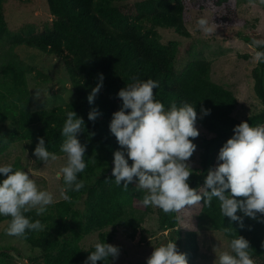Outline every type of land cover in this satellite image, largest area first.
<instances>
[{
  "label": "trees",
  "instance_id": "16d2710c",
  "mask_svg": "<svg viewBox=\"0 0 264 264\" xmlns=\"http://www.w3.org/2000/svg\"><path fill=\"white\" fill-rule=\"evenodd\" d=\"M189 1L47 0L54 20L45 24L40 34L34 25L11 33L0 1V42L10 44V57L0 82V154L14 144L26 143L33 155L39 139L44 138L48 150L59 157L64 155L60 147L66 113L73 110L85 122L78 134L81 144L86 146L87 167L78 175L84 187L79 192L69 191V201L51 204L42 216H37L36 210L25 213L32 222L40 220L44 226L42 231H29L19 237L40 253L29 258L16 253L27 264H85L89 252L94 250V246H83L87 238L97 235L98 242L113 245L116 233L109 229L123 225L133 228L134 239L144 217L153 214L159 217L160 230L176 234L172 241L180 252L187 254L189 264L195 263L200 253V217L223 233L229 243L238 235L246 238L254 264H264V214H258L255 219L244 217L242 224L233 222L221 214L216 198L210 206L202 199L197 205L165 214L159 208L142 204L145 193L138 191L135 183L129 184L125 191L109 174L114 152L121 150L109 127L113 113L122 107L118 93L136 80L157 81L160 87L153 91L158 93L156 98L166 109L172 103L181 106L187 102L196 106V127L200 134L194 141L201 154L200 166L190 170L188 183L192 188L204 185L208 170L216 166L219 151L234 134L236 125L244 121L250 126L264 124V63H257L253 70L254 91L262 109L244 120L234 116L239 106L236 93L213 81L212 62L201 57L188 62L182 72H176L180 43L165 44L160 32L173 28L179 36L189 37L185 20ZM197 1L201 18L209 13L214 27H234L241 21L236 1L234 4L233 0ZM240 35L238 37L249 46L254 39H264L257 34ZM17 47L36 49L61 60L76 99L61 107L33 111L28 75L36 71L39 84H47L50 79L41 70L25 67L17 56ZM101 74L103 86L90 104L88 97L100 82ZM201 109L210 114L204 115ZM93 110L99 112L94 121L88 119ZM13 168L21 170L18 164ZM3 178L0 175V179ZM61 184L63 188V179ZM238 215L243 216L240 212ZM10 219L2 216L0 223L6 222L8 227ZM183 223L191 227L186 237L179 230ZM12 250L0 247V264L15 262L10 255ZM113 260L97 264H112Z\"/></svg>",
  "mask_w": 264,
  "mask_h": 264
},
{
  "label": "clouds",
  "instance_id": "9594fccd",
  "mask_svg": "<svg viewBox=\"0 0 264 264\" xmlns=\"http://www.w3.org/2000/svg\"><path fill=\"white\" fill-rule=\"evenodd\" d=\"M197 23L202 32L213 31L206 18ZM250 47L257 49L253 59L264 63V39H254ZM102 86L103 74L88 97L90 104ZM159 87L152 79L136 80L118 93L122 107L113 113L109 125L121 148L114 152L115 184L127 191L129 184L135 183V188L145 193L142 204L159 208L165 214L197 205L202 199L210 206L213 198L219 201L221 214L233 222L242 224L244 217L255 219L264 214V124L250 126L244 121L236 125L234 134L219 151L220 163L208 170L202 187L192 188L188 183L192 171L186 162L196 151L193 140L200 134L196 127V106L172 103L166 109L153 91ZM201 111L210 114L206 109ZM98 115V110H93L88 119L94 121ZM84 123L75 111L66 113L60 151L66 154L67 163L56 174L57 180L63 179L60 194L66 201L71 199L69 191L79 192L84 187V181L78 178L87 167L86 146L78 138ZM33 155L45 165L58 159L55 152L48 150L44 138L39 139ZM0 175L4 177L0 179V216L11 218L6 234L23 237L29 231H42L41 221L32 222L25 213L35 209L37 216L44 215L54 202L53 194L40 190L29 172L16 170L12 165H0ZM230 249L221 252L214 249L213 264H254L250 242L243 236L233 238ZM89 253L85 264H97L118 258L120 249L97 242ZM147 264H189V261L176 242L169 240L154 247Z\"/></svg>",
  "mask_w": 264,
  "mask_h": 264
},
{
  "label": "rangeland",
  "instance_id": "374dc122",
  "mask_svg": "<svg viewBox=\"0 0 264 264\" xmlns=\"http://www.w3.org/2000/svg\"><path fill=\"white\" fill-rule=\"evenodd\" d=\"M0 1L11 33H18L29 25H34L37 33L40 34L45 28L44 25L51 24V21L54 20L49 12L47 0ZM235 1L237 15L241 21L235 23L234 27H214L210 24L212 16L208 17V13L205 18L209 21L213 31L211 33L202 32L197 24L201 18V12H198L199 1L190 0L186 6L188 10L185 16V20L188 22L189 37L179 36L173 28L163 30L160 34L165 44L171 41L180 43L179 58L175 67L177 73L182 72L188 62L201 59V57L212 62L213 81L236 93L239 106L234 116L239 120H244L253 112L262 109V104L254 91L253 70L257 66V62L253 57L256 50L241 40L238 34L251 37L257 34L264 38V0H233L232 4ZM9 50L8 42H0V82L3 77V69L10 57ZM197 52L198 54H196ZM16 53L25 67L41 70L50 79L47 84H39L36 71H32L28 75L33 111L61 107L76 99L72 82L61 60L47 56L39 50L25 47H17ZM193 142L196 144L194 140ZM200 154L201 150L196 147L193 156L186 162L190 166L189 170L200 166ZM66 163L67 157L64 154L45 165L31 154L26 143L14 144L6 152L0 154V165L14 167L18 164L21 170L30 173L40 190H47L53 194V203L64 200L60 194L61 180L56 179V174ZM218 163L220 161L216 163V166ZM158 219L157 214L145 216L144 223L134 239L132 238V227L118 225L115 230L110 228V232L115 231L116 233L113 245L120 249L118 258L114 259L112 264H147V259L154 251V247H158L161 243L166 244L167 241H172V237H177L176 234L160 230ZM200 227L198 243L200 253L193 264H213L216 259L214 249L216 252L231 251L230 243L224 234L214 230L204 217H200ZM190 228L186 223L184 226H180L184 237L187 236ZM6 229L7 223H0L1 248L13 249L12 252L24 258L40 254L31 249L19 237L7 235ZM97 242V235H93L82 244L89 248ZM15 262L12 264H21L17 260Z\"/></svg>",
  "mask_w": 264,
  "mask_h": 264
},
{
  "label": "water",
  "instance_id": "95a60500",
  "mask_svg": "<svg viewBox=\"0 0 264 264\" xmlns=\"http://www.w3.org/2000/svg\"><path fill=\"white\" fill-rule=\"evenodd\" d=\"M114 167V163L112 164V168L109 172V174L112 176V169ZM10 255L14 257L17 261H19L21 264H27L25 260H23L21 257H19L15 252H10Z\"/></svg>",
  "mask_w": 264,
  "mask_h": 264
}]
</instances>
